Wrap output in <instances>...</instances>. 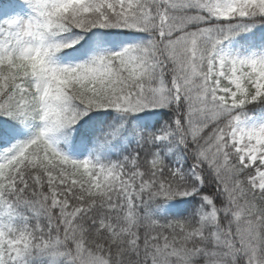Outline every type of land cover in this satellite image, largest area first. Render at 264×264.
<instances>
[{
    "label": "snow or ice",
    "instance_id": "1",
    "mask_svg": "<svg viewBox=\"0 0 264 264\" xmlns=\"http://www.w3.org/2000/svg\"><path fill=\"white\" fill-rule=\"evenodd\" d=\"M0 264H264V0H0Z\"/></svg>",
    "mask_w": 264,
    "mask_h": 264
}]
</instances>
